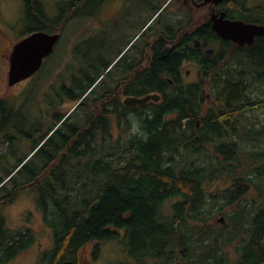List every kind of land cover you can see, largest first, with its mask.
Here are the masks:
<instances>
[{
    "label": "trees",
    "instance_id": "trees-1",
    "mask_svg": "<svg viewBox=\"0 0 264 264\" xmlns=\"http://www.w3.org/2000/svg\"><path fill=\"white\" fill-rule=\"evenodd\" d=\"M167 1L137 17L146 25L163 6L169 9ZM63 2L58 22L42 19L43 25H32L16 41L47 28L61 38L77 16L101 20L107 14L105 0ZM26 3L29 15L39 6V0ZM31 19L26 15L30 25ZM189 41L180 42L182 49ZM151 43L146 33V48ZM164 43L162 38L153 42L146 82L128 89L138 95L159 92L161 102L125 105L111 85L115 46L101 47L92 60L82 51L85 57L77 58L80 42L72 47L65 71L55 70L62 61L57 64L60 46L52 53L55 62L46 58L31 77L40 88L32 107L0 97V146L8 147L0 149V166L2 158L18 157L13 168L2 165L1 221L10 197L24 190L33 195L53 239L40 264L76 262L79 249L105 240L123 244L130 257L117 264H264V117L256 114L264 111V39L249 49L221 45L199 63V80L188 84L179 80L182 55L174 50L160 55ZM50 66L59 80L44 87L48 78L39 76ZM21 122L29 126L21 129ZM25 137L32 139L29 154H16L17 138ZM5 224L0 225L5 237L0 264L33 247L45 233Z\"/></svg>",
    "mask_w": 264,
    "mask_h": 264
},
{
    "label": "rangeland",
    "instance_id": "rangeland-1",
    "mask_svg": "<svg viewBox=\"0 0 264 264\" xmlns=\"http://www.w3.org/2000/svg\"><path fill=\"white\" fill-rule=\"evenodd\" d=\"M63 1L68 0H39V6L35 8L34 11L29 15L27 10L26 0H0V54L2 59H0V97H9L10 99H15L18 104H22L24 101H28L26 108L32 107L35 104L33 100L36 98L40 88L36 87L35 80H23L18 84L13 86L8 85L9 77V61L8 57L13 44L16 41L18 34H22L29 30V28L34 25L38 26L43 25V20L51 22H58L60 18L63 17L64 13L59 10V3H64ZM105 8L107 9V14L104 19L97 20L94 18L88 17L90 14H84L83 16H77L72 19L68 24L67 29L65 30L64 35L59 39V43L56 44L54 51L55 54L58 51L59 47L62 49L58 56L57 64L61 61L55 68L56 72H63L66 69L65 61L69 59V54L72 47L80 42L79 51H77V58H83L80 52H84L85 55H90L92 60H97V56H94L98 53V49L103 46H107L111 43V34L113 30L123 29L126 30L127 26L130 23H134L140 11L143 10V6L150 7L153 3H157L165 0H105ZM170 0L167 1V3ZM174 1L171 2L167 7H171L174 4ZM167 9V8H166ZM190 13L189 20L183 27L185 33H190L197 24H202L206 22L207 12H198L197 9H193ZM26 15L31 17L33 24H28L26 20ZM147 15V13H146ZM92 19L95 21L93 22ZM152 19L148 20L151 21ZM92 21V22H91ZM107 22L109 25H107ZM84 28H87V31H84ZM48 32H51V28H47ZM46 30V31H47ZM4 34H3V33ZM95 33L90 35L89 33ZM16 34V36H15ZM9 39V40H8ZM12 40L14 43L12 44ZM3 42V43H1ZM4 48V49H3ZM218 48V46H216ZM53 51V52H54ZM5 52V54H4ZM50 63L55 62L56 56L49 55L47 59ZM46 61V60H45ZM44 61V62H45ZM194 65L187 64L184 66L183 71L190 69V74L188 75L189 80H195L199 78L197 70L194 68ZM54 67L50 66L48 69H45L39 78H48V80L42 86H48L49 82H58L59 77L55 76L53 71ZM31 79V78H30ZM118 96L121 98V101L125 102L126 97L123 95ZM66 108L69 105L65 106ZM131 107V105H129ZM133 111H129L128 115L132 116ZM256 114L262 115L264 117V111L260 110ZM138 117V116H137ZM23 120V119H22ZM29 125L23 124L21 122L18 127L25 129ZM20 132H14V136L19 137ZM25 140L16 141V154H23L30 152L29 145L32 142L31 137H25ZM1 151H8V147L2 144L0 146ZM14 153V154H15ZM34 152L30 155L32 156ZM18 158V157H16ZM16 158L10 157V159L2 158L1 164L7 168H13V163L16 162ZM0 166V176L4 177L3 166ZM8 181V179L6 180ZM6 181L4 183H6ZM7 186L9 190L12 189V183L8 182ZM213 189L216 188L215 185L212 186ZM0 196H5L4 192L0 191ZM4 205L3 212L6 219L1 221V210H0V225L14 230H26L28 227H31L35 232L43 230L45 233L41 234L36 241V244L33 247H30L22 251L11 261H8L4 264H40L43 260L40 257V254L44 251H48L52 248V238L48 229L43 227L42 215L38 210V201L34 200L33 195L24 190L19 192L15 198L10 197ZM3 235V234H0ZM92 244L86 245L80 253L82 264H117L123 261L130 260V257L123 250V244L117 240H105V241H94ZM94 249V250H93ZM40 257V259H39Z\"/></svg>",
    "mask_w": 264,
    "mask_h": 264
},
{
    "label": "flooded vegetation",
    "instance_id": "flooded-vegetation-1",
    "mask_svg": "<svg viewBox=\"0 0 264 264\" xmlns=\"http://www.w3.org/2000/svg\"><path fill=\"white\" fill-rule=\"evenodd\" d=\"M102 0H95V3H98ZM205 0H175L174 4L166 9V6H163L158 12V17L151 22L147 27L144 25L143 19L137 17V21L134 23H130L127 26L126 30L116 29L114 39L112 38L109 46H115L114 54H117V57L112 64V67L115 66V74L111 77V85L116 90L115 95H138L133 93H128V89L130 88H139L141 82H146V69H149L150 64H153V60H151L150 49H155V44L153 42H157L159 40L165 41V45L160 48V55L165 58L170 55V53L174 50L175 54L182 55L180 60V67L178 69L179 80L188 83H193L195 80H187L189 78L190 69H186L183 71V68L187 64L194 65L195 69L199 74V63L205 59L208 55L213 56L217 49L221 47V45H227L232 48H251L252 45L258 39H264V35H256L253 42H245L243 44H237L233 42L231 39L222 37L217 31H215L213 27L214 17L220 18L221 16L224 19L229 20H241L246 23H255L264 25V0H210L204 4ZM173 2V0H171ZM170 2V3H171ZM154 7V3L150 6ZM156 7V5H155ZM192 12L193 9H197L198 12H207L206 15L207 21L200 24H197L196 27L190 32L185 33L183 29V23H187L189 20L188 10ZM144 17L148 16V12H146V6H143V10L140 11ZM147 13V15H146ZM163 14V15H161ZM164 20L167 24L173 28L175 36H171L169 31L167 30L168 26L164 25L161 20ZM206 18V17H205ZM206 24V33H202L200 37L197 35L198 30ZM156 29H161V34L156 35ZM136 30H143L140 37L136 40ZM146 33L147 36L151 39L152 43L150 48H146ZM143 34V37H141ZM162 36V37H160ZM190 39L189 42H186V47L182 49L183 44L180 43L183 39L186 41V37ZM198 36V37H197ZM130 37V38H129ZM185 37V38H184ZM129 38V39H128ZM198 39L200 41V45H196L195 41ZM143 44L142 51L140 50V46ZM218 46V48H216ZM169 47L168 53L166 56H163V52L166 48ZM210 48L214 49V52L209 51ZM233 50L229 49L228 54H230ZM116 63L118 65H116ZM142 71V76L140 72ZM187 78V79H186ZM186 83V84H188ZM145 94H139L138 96H142ZM119 97V96H118ZM132 107V106H131ZM140 107V106H137ZM136 114V112H135ZM134 114V115H135ZM4 235H0V248L4 242ZM53 244V242H52ZM92 244L93 243H88ZM78 251V261L75 264H82L81 262V250ZM94 250V249H93Z\"/></svg>",
    "mask_w": 264,
    "mask_h": 264
},
{
    "label": "water",
    "instance_id": "water-1",
    "mask_svg": "<svg viewBox=\"0 0 264 264\" xmlns=\"http://www.w3.org/2000/svg\"><path fill=\"white\" fill-rule=\"evenodd\" d=\"M210 0H205L204 4ZM213 27L222 37L231 39L237 44L245 42L252 43L256 35H264V25L255 23H246L241 20H229L214 17ZM60 39V33H49L44 30L35 31L21 40H19L10 56V70L8 84L13 86L25 79L33 76L43 65L44 59L47 58L54 50L56 43ZM195 44L200 45L196 40ZM167 47L163 52L166 56ZM209 51H214L210 49ZM160 95L149 93L146 96H128L125 99L126 105H146L150 100L157 101ZM62 264H75L73 260L64 261Z\"/></svg>",
    "mask_w": 264,
    "mask_h": 264
}]
</instances>
